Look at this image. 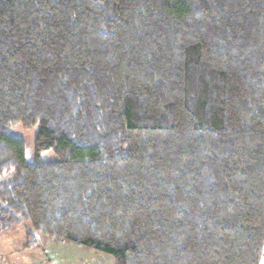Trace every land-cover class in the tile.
Masks as SVG:
<instances>
[{
	"label": "trees",
	"instance_id": "16d2710c",
	"mask_svg": "<svg viewBox=\"0 0 264 264\" xmlns=\"http://www.w3.org/2000/svg\"><path fill=\"white\" fill-rule=\"evenodd\" d=\"M39 124L24 160L7 130ZM0 230L114 264H261L264 0H0Z\"/></svg>",
	"mask_w": 264,
	"mask_h": 264
},
{
	"label": "rangeland",
	"instance_id": "374dc122",
	"mask_svg": "<svg viewBox=\"0 0 264 264\" xmlns=\"http://www.w3.org/2000/svg\"><path fill=\"white\" fill-rule=\"evenodd\" d=\"M38 130V123L29 128L14 124L7 133L23 141L26 162L56 160L51 149L35 152L34 140ZM12 175L13 171L10 170L0 177V181ZM28 228L29 224L22 222L0 230V264H114V258L109 254L55 240L37 232L31 235L27 232ZM261 264H264V249Z\"/></svg>",
	"mask_w": 264,
	"mask_h": 264
}]
</instances>
